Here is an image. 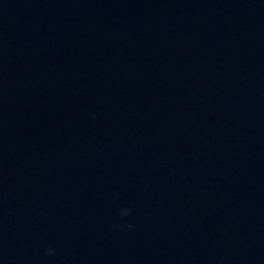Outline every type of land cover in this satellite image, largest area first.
Returning a JSON list of instances; mask_svg holds the SVG:
<instances>
[{
  "label": "clouds",
  "instance_id": "obj_1",
  "mask_svg": "<svg viewBox=\"0 0 264 264\" xmlns=\"http://www.w3.org/2000/svg\"><path fill=\"white\" fill-rule=\"evenodd\" d=\"M130 214V209H127V208H121L120 210H119V215L121 216V217H127L128 215ZM119 226L118 225H112V228L115 230V229H117ZM127 227L128 228H131L132 227V225L129 223L128 225H127ZM45 253L47 254V255H49V256H52V255H55V249L51 246V245H49L46 249H45Z\"/></svg>",
  "mask_w": 264,
  "mask_h": 264
}]
</instances>
